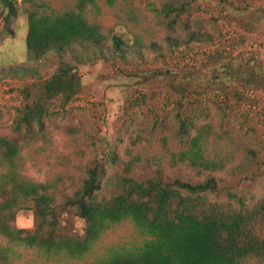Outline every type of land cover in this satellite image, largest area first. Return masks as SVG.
I'll return each mask as SVG.
<instances>
[{
	"label": "trees",
	"instance_id": "16d2710c",
	"mask_svg": "<svg viewBox=\"0 0 264 264\" xmlns=\"http://www.w3.org/2000/svg\"><path fill=\"white\" fill-rule=\"evenodd\" d=\"M15 4L16 0H0V43L15 33ZM248 8L241 5L235 16L246 28L252 22L248 15L257 13ZM92 9H101L97 0H76L74 6L60 11L37 2L26 9V62L9 70L36 73L48 60L54 61L55 68L49 77L38 76L24 86L25 103L13 135L0 133V234L50 255L80 257L109 226L129 219L152 238L138 246L112 249L95 264H264V192L257 196L251 188L224 187L228 198L220 197L224 193L214 173L225 171L234 155L222 153L220 135L210 122L197 123L178 112L180 147L167 149L169 164H185L198 176L207 174L203 182L168 180L160 174L137 178L131 175L137 157L107 174V166L116 160L111 144L97 150L86 178L71 192L67 190L68 179L75 178L72 172L56 173L45 181L23 173L25 148L40 138L48 141L45 118L50 102L59 97L64 108L81 92L78 64L95 63L107 54L121 58L143 54L138 36L126 38L104 29L88 16ZM207 67L146 68L130 78L162 82L182 95L194 86L224 94L232 85L264 90V63L255 50L216 57ZM78 130L68 127L73 136ZM245 173L250 181L264 174V158H255ZM27 209L33 213V225L17 226L18 213ZM78 219L82 225L76 223ZM0 264H10L1 246Z\"/></svg>",
	"mask_w": 264,
	"mask_h": 264
},
{
	"label": "rangeland",
	"instance_id": "374dc122",
	"mask_svg": "<svg viewBox=\"0 0 264 264\" xmlns=\"http://www.w3.org/2000/svg\"><path fill=\"white\" fill-rule=\"evenodd\" d=\"M33 2L48 10L60 11L74 6L76 0H16L15 33L0 43V133L13 135V128L24 106L22 90L37 78L49 77L53 60L43 62L36 73L14 72L10 66L26 62L27 14ZM100 10L88 16L104 29L120 32L132 39L138 36L143 54L121 58L109 55L95 63L78 64L82 90L62 108L59 97L49 104L45 118L48 141L36 140L25 148L24 174L45 181L56 173L72 172L68 192L79 187L93 164L96 152L111 144L115 162L107 174L120 170L125 160L137 157L131 175L146 178L156 174L168 180L203 182L185 164L172 166L168 150L180 147L178 112L190 115L197 123L210 122L221 138L223 154H233V162L214 173L218 187L251 188L257 196L264 192V174L254 181L245 170L255 158H264V90L232 85L221 90L194 86L185 95L159 84L131 80L143 69L184 67L204 70L216 57L255 50L264 63V0H97ZM241 5L257 11L249 14L250 28L236 22ZM261 11V12H260ZM2 17H0V23ZM2 27V23L0 28ZM139 56V57H138ZM76 63V62H74ZM208 68V67H207ZM69 126L79 128L76 135ZM166 138V142H164ZM135 140L134 144L131 141ZM82 150V155L78 153ZM213 198L216 196L211 194ZM219 197V198H220ZM16 225H33V213L22 210ZM82 225L79 219L76 221ZM152 238L129 219L109 226L83 256L47 254L25 244L10 241L0 234V246L6 248L10 264H95L112 249L138 246Z\"/></svg>",
	"mask_w": 264,
	"mask_h": 264
}]
</instances>
